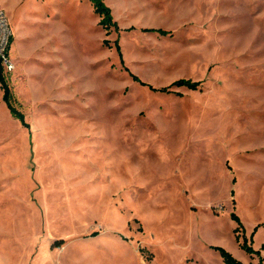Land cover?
<instances>
[{
    "label": "rangeland",
    "instance_id": "374dc122",
    "mask_svg": "<svg viewBox=\"0 0 264 264\" xmlns=\"http://www.w3.org/2000/svg\"><path fill=\"white\" fill-rule=\"evenodd\" d=\"M103 1L118 31L0 0L28 125L0 90V264H258L230 214L264 257V0Z\"/></svg>",
    "mask_w": 264,
    "mask_h": 264
},
{
    "label": "trees",
    "instance_id": "16d2710c",
    "mask_svg": "<svg viewBox=\"0 0 264 264\" xmlns=\"http://www.w3.org/2000/svg\"><path fill=\"white\" fill-rule=\"evenodd\" d=\"M90 2V4L92 5L93 11L95 13V15H97L99 17V21H98V25L104 29L107 33H109V30L111 28H113L115 31H118V26L117 23L113 20V16L111 13V9L104 3L103 0H88ZM146 32H157L163 36H166L168 34V32H166L165 30L162 29H155V28H145L143 29ZM108 41L104 40L103 44H107ZM114 46H115V50L120 58L121 53H120V47L118 45V42L115 41L114 42ZM133 80L136 81L137 83L143 85V86H148L146 85L144 82H142L141 80H139L136 76H133ZM178 86V87H186L188 89L191 90H195L198 87V82H192L190 80H178L175 83H173V86ZM148 88L152 91H157L160 93H167L169 92V89L171 88V86L168 87H162V88H158L155 89L151 86H148ZM0 90L2 91V100L6 106V108L8 109L9 113L11 114L12 117H14L15 119H17L21 125H23L24 127H28L27 123L24 120V116L21 113L20 110L17 109L16 107V103L15 100L13 98V94L11 92V89L3 75V66L1 64L0 61ZM231 219L236 223V227L233 230V233L235 235V241L238 243L240 237H242V242L239 244V247L248 255H256L258 257V264H262L264 262V257H262L260 255V251L259 250H255L253 249V247L251 246L252 243V237L254 232H252V234L250 235V242L248 244V241L246 239V237L244 236V227L239 219V217L232 212L230 214ZM256 230V228H255ZM239 232L240 235L239 236ZM97 235V232H93L91 233V236H95ZM61 242H63L62 240L56 241V244H60ZM221 257L222 262L224 264H244L243 262L239 261L238 259H236L235 257H233V255L231 253H229L227 250H225L222 247H212ZM261 249H263V246L261 247Z\"/></svg>",
    "mask_w": 264,
    "mask_h": 264
},
{
    "label": "built area",
    "instance_id": "2783aa9c",
    "mask_svg": "<svg viewBox=\"0 0 264 264\" xmlns=\"http://www.w3.org/2000/svg\"><path fill=\"white\" fill-rule=\"evenodd\" d=\"M11 30L5 11L0 7V61L3 68L11 70L13 64L8 56Z\"/></svg>",
    "mask_w": 264,
    "mask_h": 264
}]
</instances>
